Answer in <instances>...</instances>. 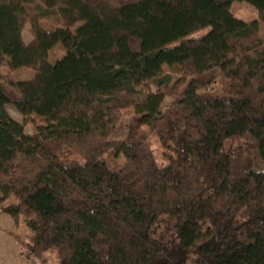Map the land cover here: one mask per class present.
Here are the masks:
<instances>
[{"label":"trees","instance_id":"obj_1","mask_svg":"<svg viewBox=\"0 0 264 264\" xmlns=\"http://www.w3.org/2000/svg\"><path fill=\"white\" fill-rule=\"evenodd\" d=\"M235 2L264 21V0H0V213L28 214L26 256L264 264V37ZM10 106L40 122L31 135Z\"/></svg>","mask_w":264,"mask_h":264},{"label":"rangeland","instance_id":"obj_2","mask_svg":"<svg viewBox=\"0 0 264 264\" xmlns=\"http://www.w3.org/2000/svg\"><path fill=\"white\" fill-rule=\"evenodd\" d=\"M230 10L232 15L238 19H241L248 23L257 21L259 27V35L262 38L264 37V21H260L257 18L256 10L251 5L244 2H235L231 5ZM107 20L115 26H120L123 23L122 19L113 20L111 18H107ZM207 32L208 28L199 30L191 34L188 38H199L204 36ZM22 37L24 44H28L29 42H31V36L28 33V27L24 28ZM145 38L150 47L155 49L156 46L154 44L155 42L153 40L152 35L146 34ZM174 45L176 44H173V46ZM62 54L63 51L60 48H55L51 53L50 58L54 60L60 57ZM94 67L98 70L102 69V65L98 61L94 62ZM1 72L3 75L6 73V71L3 69H1ZM13 74L17 80L22 81H32L35 76L34 71L26 68L15 70ZM171 101V98H167L163 104L162 110L168 108L171 104ZM7 111L11 119L16 121L23 127V132L25 135H31L37 125H40V122H38L37 119L22 117L13 109L12 106L8 107ZM128 119V115L124 113V124L128 122ZM144 130L147 129L144 128ZM242 141L244 140L239 138L228 139L223 144V151L225 153L233 154L235 149L239 146ZM149 142L153 153L157 159V162L160 165H163L166 161L162 157V155L166 151L163 150L161 145L158 143L157 138L153 134L149 135ZM110 164L113 167H117L119 165V162H117V160L111 159ZM15 204H17V201L13 196H9L8 198L2 201L3 206H10ZM27 215L28 214H26L25 211H22L18 219L14 221L8 216L0 213V264H56V257L52 253L45 255L44 259H37L35 257H28L24 252H22L21 245L22 243H25L27 241V237L29 235L28 229L25 225V219ZM164 227V219L161 218L155 226L154 230L152 231V237L158 238L159 235H161L165 231ZM166 242L169 246H173L177 243V239L174 234H168Z\"/></svg>","mask_w":264,"mask_h":264}]
</instances>
